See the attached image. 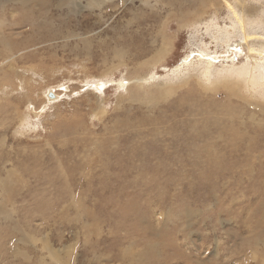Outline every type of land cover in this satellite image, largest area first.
<instances>
[{
  "label": "rangeland",
  "instance_id": "obj_1",
  "mask_svg": "<svg viewBox=\"0 0 264 264\" xmlns=\"http://www.w3.org/2000/svg\"><path fill=\"white\" fill-rule=\"evenodd\" d=\"M34 1L0 0V264H264V95L196 76H264V0Z\"/></svg>",
  "mask_w": 264,
  "mask_h": 264
},
{
  "label": "bare ground",
  "instance_id": "obj_2",
  "mask_svg": "<svg viewBox=\"0 0 264 264\" xmlns=\"http://www.w3.org/2000/svg\"><path fill=\"white\" fill-rule=\"evenodd\" d=\"M24 4L26 3V5H32V2H35L34 0H21ZM64 1H68L69 2V4L68 5H71V6H77V4H76V2H75V0H60V2L62 3V2H64ZM80 1L81 0H78V2H79V4H80ZM144 1V0H143ZM223 0H206V2L207 3H214V4H216V5H219V4H221V2H222ZM225 1V0H224ZM227 2V1H226ZM20 4V3H19ZM99 5L100 4V2L99 1H94V0H89V5ZM61 5V4H60ZM225 7V6H224ZM233 7V6H232ZM221 8V7H220ZM229 8V7H228ZM236 9V8H235ZM201 11V10H200ZM241 12V11H240ZM235 13V12H234ZM244 16V15H243ZM259 17V16H258ZM240 18H241V16H240ZM243 21V20H242ZM233 22V21H232ZM257 22V21H256ZM246 23V22H245ZM31 24V23H30ZM235 24V23H234ZM233 24V25H234ZM243 24V23H242ZM258 24V23H257ZM236 26V25H235ZM264 26V25H263ZM232 27V26H231ZM257 27H259V26H257ZM256 27V28H257ZM243 28V27H242ZM241 28V29H242ZM232 29V28H231ZM230 30V29H229ZM228 29H227V32L229 31ZM234 30H235V27H234ZM252 31H254V30H252ZM226 32V33H227ZM230 32V31H229ZM237 32V31H236ZM235 32V33H236ZM8 33V32H7ZM6 34H5V30H3V29H1L0 30V38L2 37V36H5ZM229 35V34H228ZM231 36H232V34H231ZM235 36V35H234ZM244 36V35H243ZM228 37H230V36H228ZM245 37V36H244ZM8 38V37H7ZM232 38V37H231ZM247 38V37H246ZM249 38V37H248ZM264 38V37H263ZM5 39V38H4ZM165 39V38H164ZM248 40V39H247ZM165 44H166V42H164L163 44H162V47L163 46H165ZM248 45V44H247ZM260 45H262L263 46V43L262 44H260ZM251 47V46H250ZM166 48H167V46H166ZM227 50H226V54H230L231 52H230V47L229 46H227ZM232 48V47H231ZM235 48V47H234ZM263 48V47H262ZM262 48L260 49V48H256V47H252V49H250L249 50V53H250V59L251 60H254L255 62H257V60H258V55L260 56V58H261V61L262 62H264V55L263 54H261V53H263L264 51L262 50ZM264 49V48H263ZM9 51V50H8ZM166 51V49H165V47H163V48H161L160 50H159V52H158V54L160 55V57L162 56V54L164 53ZM250 51H252V52H250ZM240 52V51H239ZM157 54V55H158ZM203 55L205 56V54H204V52H203ZM233 55V54H232ZM224 56V55H223ZM210 57V56H209ZM227 57V56H226ZM13 58V57H12ZM157 58H159V57H157ZM248 58V57H247ZM203 59V58H202ZM207 59V58H206ZM249 59V60H250ZM10 60V59H9ZM248 60V59H247ZM12 61V60H11ZM187 61V60H186ZM185 62V61H184ZM211 62V61H210ZM188 64V63H187ZM253 64V63H252ZM256 64V63H255ZM256 65H258V62H257V64ZM255 65V66H256ZM260 65V64H259ZM148 66H151V65H149L148 64ZM182 66V65H181ZM185 66V65H184ZM255 66L254 65H251L250 64V66L247 68V67H244V73L246 72V74H244V75H242L241 76V78L240 79H238V78H233V77H226V78H223L224 80H223V83H221L220 82V80H211V75L213 74H211V70H208V71H206V72H203L201 75H199V74H197L196 76H198L197 78H200L201 77V79L200 80H198L199 82H202L201 84L202 85H206V89L207 90H210V91H217L218 89H224L225 91H228V90H230L231 91V93H233L234 92V90H233V85H236L235 86V88L236 89H240L241 90V86H244V87H246L247 89H245V90H247V93L248 92H252V91H256V92H260L262 95H264V90L262 91V89L264 88V76H261V78H258L259 76H256V73L258 72L257 71V68H255ZM264 66V65H263ZM210 67H211V65H210ZM231 67V66H230ZM259 67V66H258ZM13 68V67H12ZM179 68V67H178ZM178 68H177V70H178ZM184 68V67H183ZM232 68V67H231ZM261 68V67H260ZM180 69V68H179ZM211 69V68H210ZM229 69V68H228ZM234 69V68H233ZM226 70V69H225ZM262 70H263V68H262ZM11 71V70H10ZM32 70H30V72H31ZM205 71V70H204ZM234 71V70H233ZM241 70H239V71H237L236 72V75L237 76H239V72H240ZM223 71H221V73H222ZM229 72V71H228ZM235 72V71H234ZM234 72H233V75H234ZM28 73V72H27ZM231 73V72H230ZM230 73H229V75H230ZM243 73V72H242ZM264 73V72H263ZM14 75V74H13ZM12 75V76H13ZM217 75H218V73H217ZM220 75V74H219ZM222 75V74H221ZM258 75V74H257ZM2 77V76H1ZM7 77V76H6ZM146 77V76H145ZM213 77V76H212ZM216 77V76H215ZM3 78V77H2ZM143 78V77H142ZM152 78V77H151ZM1 79V78H0ZM5 79V78H4ZM188 79V78H187ZM134 80V79H133ZM2 81H3V79H1V83H2ZM25 81V80H24ZM144 82H146V81H150V78H148V79H144L143 80ZM181 81V80H180ZM215 81H219V82H215ZM4 82V81H3ZM5 82H7V81H5ZM128 82V81H127ZM175 82H177V80L175 81ZM244 82V83H243ZM167 83V82H166ZM170 83V82H169ZM173 83V82H172ZM182 83V82H181ZM184 83V82H183ZM216 83H219V84H216ZM7 84V83H6ZM9 84V83H8ZM174 84V83H173ZM5 85V84H4ZM20 85V84H19ZM135 85V84H134ZM184 85H186V84H184ZM10 86V85H9ZM13 86V85H12ZM24 86V85H23ZM118 86V85H117ZM141 86V85H140ZM140 86H136L137 88H139ZM22 87V86H21ZM103 87H104V83H98L97 85H95V89L96 90H98V91H100V90H102L103 89ZM121 87V86H120ZM142 87V86H141ZM184 87V86H183ZM25 88V87H24ZM23 88V89H24ZM18 89H20V87L18 88ZM26 89V88H25ZM243 89V88H242ZM28 90V89H27ZM142 90V89H141ZM161 90H162V92H161V95L163 96V95H166V96H169V95H172L173 93H175V86H172V84H170V85H165L163 88H161ZM177 90V89H176ZM160 91V90H159ZM209 91V92H210ZM244 91V90H243ZM208 92V91H207ZM230 93V94H231ZM243 93V92H242ZM249 94V93H248ZM256 94V93H255ZM29 95V94H28ZM240 95H242V94H240ZM54 96H55V99L57 98V95H55L54 94ZM236 96V95H235ZM237 97V96H236ZM238 97L239 98H241L240 96H239V94H238ZM249 97V96H248ZM252 97V96H251ZM250 97V98H251ZM242 98H244V101L247 99V98H245V97H242ZM54 99V100H55ZM28 100V99H27ZM253 102V104H254V101L255 100H253L252 98L250 99V102ZM29 102V101H28ZM257 102V101H256ZM255 102V103H256ZM50 103V102H49ZM263 104V103H262ZM29 105H31V104H29ZM258 105H260L261 106V104H258ZM264 107V106H263ZM261 108V107H260ZM259 110V109H258ZM263 113V112H262ZM27 114H28V112H27ZM23 120V119H22ZM26 121V120H25ZM21 122V121H20ZM24 122V121H23ZM22 122V123H23ZM26 123V122H25ZM25 123H24V125H25ZM21 126V125H20ZM23 127V126H22Z\"/></svg>",
  "mask_w": 264,
  "mask_h": 264
},
{
  "label": "water",
  "instance_id": "obj_3",
  "mask_svg": "<svg viewBox=\"0 0 264 264\" xmlns=\"http://www.w3.org/2000/svg\"><path fill=\"white\" fill-rule=\"evenodd\" d=\"M237 44H238V43H237ZM238 45H240V43H239ZM47 99H48L49 102H52V101H54V99H55V96H54L53 92L50 91V90H49L48 93H47Z\"/></svg>",
  "mask_w": 264,
  "mask_h": 264
}]
</instances>
